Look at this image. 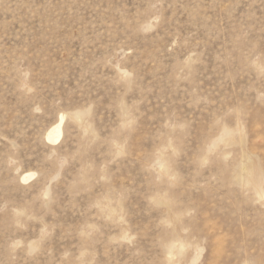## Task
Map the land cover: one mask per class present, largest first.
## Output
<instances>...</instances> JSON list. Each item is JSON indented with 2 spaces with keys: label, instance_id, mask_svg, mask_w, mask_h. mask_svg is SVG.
Wrapping results in <instances>:
<instances>
[{
  "label": "rangeland",
  "instance_id": "374dc122",
  "mask_svg": "<svg viewBox=\"0 0 264 264\" xmlns=\"http://www.w3.org/2000/svg\"><path fill=\"white\" fill-rule=\"evenodd\" d=\"M262 65L264 0H0V264H264Z\"/></svg>",
  "mask_w": 264,
  "mask_h": 264
},
{
  "label": "bare ground",
  "instance_id": "6f19581e",
  "mask_svg": "<svg viewBox=\"0 0 264 264\" xmlns=\"http://www.w3.org/2000/svg\"><path fill=\"white\" fill-rule=\"evenodd\" d=\"M75 117H78V116H75ZM74 119V118H73ZM65 122V117L64 116H61L60 117V120L54 125L52 126L48 131H47V134H46V140L49 142V143H57L62 135H63V124ZM252 166V164H251ZM246 175H247V180L253 184L254 182L253 181H256V171L254 169H252L251 167H248V170L246 172ZM33 176H35L34 173H27V174H24L22 180L24 182H27L28 180H30ZM259 182V181H258ZM259 185V183H258ZM256 187V186H255Z\"/></svg>",
  "mask_w": 264,
  "mask_h": 264
},
{
  "label": "snow or ice",
  "instance_id": "6c2138e0",
  "mask_svg": "<svg viewBox=\"0 0 264 264\" xmlns=\"http://www.w3.org/2000/svg\"><path fill=\"white\" fill-rule=\"evenodd\" d=\"M260 71H261L262 73H264V65H262V66L260 67ZM261 183H262V186H264V176L261 177ZM262 191H264V187H262ZM262 199H264V195H262Z\"/></svg>",
  "mask_w": 264,
  "mask_h": 264
}]
</instances>
